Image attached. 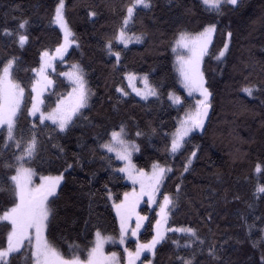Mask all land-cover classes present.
I'll return each mask as SVG.
<instances>
[{"label":"trees","instance_id":"obj_1","mask_svg":"<svg viewBox=\"0 0 264 264\" xmlns=\"http://www.w3.org/2000/svg\"><path fill=\"white\" fill-rule=\"evenodd\" d=\"M56 3L0 0V60L17 58L13 77L25 88L18 127L28 136L35 125L38 138L37 152L29 166L40 174L64 173L58 196L51 204L46 232L49 242L64 256H70L73 247H78L79 255L85 257L97 231L118 234L113 202H119L132 185L118 171L121 161L101 149L100 144L110 138L108 133L123 125L127 139L139 145V151L133 154L137 168L149 170L154 162L172 167L162 184L161 196L175 194L184 159L193 150L197 152L192 169L183 173L184 195L170 217L169 227L191 225L201 236L210 235L211 229L221 242L227 241L223 264H262L264 194H257L255 189L264 183V172L257 174L255 166L264 162V0H239L238 6L225 4L220 12L206 10L201 0H152V8L139 11L130 26L131 33H145L144 40L127 48L114 42V50L121 52L119 64L107 54L104 44L118 26L121 7L127 0H66V18L77 45L68 49L63 60L55 61L53 87L45 94L42 108L49 111L70 91L71 84L61 73L74 63L82 65L92 97L65 132L51 122L41 124L38 117L28 115L35 80L31 70L40 65L43 50L54 52L63 40L59 27L50 23ZM90 10L98 15L89 17ZM24 18L30 21L29 41L21 48L15 37H6L2 31L4 27L16 30L18 21ZM212 23L217 29L203 65L205 83L212 93L211 113L205 128L194 131L183 150L173 156L165 146L186 104L175 106L168 94L175 91L185 102L189 100L178 82L173 42L181 32L195 34ZM228 32L232 33L230 39ZM225 42L229 49L217 60ZM128 71L148 73L158 97L145 100L132 93H118V87L128 89ZM251 85L261 91L248 97L241 89ZM137 131L143 135L137 137ZM3 149L0 137V185L7 187L5 181L14 171L4 163L18 150L14 145ZM12 199L10 189L0 191V215L12 206ZM141 211L147 221L140 239L148 241L154 234L157 215L148 203L141 206ZM209 213L213 216L211 222L207 219ZM5 224L0 221V247L7 244L9 229ZM167 235L169 239L157 246L155 256L143 255L145 261L178 264L177 255L185 252L182 247L178 252L172 241L179 240L183 246L184 238L179 233ZM129 245L134 246V241ZM196 260L211 264L204 255H197ZM12 264H31L27 243L12 254Z\"/></svg>","mask_w":264,"mask_h":264},{"label":"snow or ice","instance_id":"obj_2","mask_svg":"<svg viewBox=\"0 0 264 264\" xmlns=\"http://www.w3.org/2000/svg\"><path fill=\"white\" fill-rule=\"evenodd\" d=\"M201 3L206 10L220 12L225 4L238 6L239 0H201ZM152 6V0H127V3L122 5L119 24L104 44L107 54L115 57L117 64L120 62L121 52L114 50V42L122 44L124 48H127L131 43H141L144 40L145 33L139 35L130 33V26L136 22L139 11L150 10ZM66 11V0H57L50 23L59 27L63 33V40L57 44L54 52L48 49L43 50L40 53L39 67L31 70L36 73L37 79L32 85V105L28 109L29 116L36 117L39 113L38 118L41 124H44L45 121H51L52 125L58 128L60 132H65L74 122V117L82 114V110L88 107L92 95L87 86L83 69L79 65H73V71L61 73V75L70 79L73 85L72 92L69 93L66 99H59L55 108L50 112L46 113L40 107L43 104V100L40 98L43 91L53 83L47 75V70L53 67V61L57 57L63 60L69 47L76 43L75 34L72 32L66 18ZM97 15L98 12L95 10L88 12L89 17ZM29 23L30 21L27 18L20 19L16 30L4 27L2 34L9 38L15 37V42L23 48L29 41V35L27 34ZM216 29V24L212 23L195 34L181 32L176 40L177 47L186 49L188 53L187 56L177 57L180 64L179 71L182 83L189 95L198 92L200 98L195 101L193 108L185 111L175 131L170 136L169 144L165 146L166 152L173 156L183 150L194 131L205 128V121L209 118L212 93L209 91V87L205 86L204 73L201 71L200 65L204 56L209 54V45L212 43V37ZM227 36L230 39L232 33L228 32ZM228 49L229 44L225 42L223 48L218 51L216 59L220 60L225 57ZM17 64L18 60L14 56L0 60V65H2L0 67V137H2L4 143L3 150L9 149L13 145L18 150V154L13 153V159L4 163V166L13 170L14 174L6 179L5 184L7 187L0 185V191L10 189L13 198L12 206L0 215V221L6 222L4 226L9 229L7 231L6 247H0V264H12V254L18 253L25 242L31 248V264H118L115 252L107 256L104 254V243L111 238L102 236L100 231L96 232L95 244L88 251L86 260H81L75 254L71 258H65L45 237V231L50 227V214L52 213L50 205L58 196L57 189L63 175L55 177L41 176L38 184L33 183L36 172L29 165L37 152L38 138L35 134V125H33L31 134L28 136H25L23 130L18 127L25 88L13 77ZM125 78L129 80L130 86L136 95L142 99L146 100L149 96L158 97L159 94L149 84L147 75L142 78L145 84L144 90L137 89L131 83L137 78L135 73H126ZM116 91L122 96L129 95L122 87H118ZM241 91L248 97H253L254 92H259L261 89L251 85L242 87ZM168 95L174 104H181L179 96L171 92ZM18 131L20 133L19 137L17 136ZM107 135L110 138L104 140L100 144V148L106 150L107 153H115L117 159L124 161L125 166L119 168L118 171L126 174L127 179L132 181L133 185L139 184L140 186L139 192L133 188L131 193H124L123 200L113 204L120 221V243L125 242L133 216L136 217V226L131 228V235L137 236L142 227L146 217L136 212V208L144 196L148 197L147 202L150 205L158 203L159 209L156 213L158 218L155 221L154 235H152L151 240L146 243L137 241L134 252L129 251L127 248L124 249L127 255V264H136L145 251L155 256L157 246L169 239L167 235L169 232L182 234L184 238L183 246L180 245L179 240L172 241L178 252L181 247L185 252V255H177L178 264H199L196 260L197 255L206 256L211 264H223V250L227 241L221 242V238L216 237L211 229H209L210 235L201 236L198 229L191 225L176 228L168 226L170 217L178 210L181 198L184 195L183 173L192 169L193 159L197 157V152L193 150L184 159L183 172L180 174V183L176 184L175 194L165 193L162 201H158L157 194L160 193L161 186L168 173L172 172V167L154 162L150 173L143 168H136L131 162V156L133 152L139 151V145L126 139L123 125L119 130H112ZM142 135L141 131L136 132L137 137ZM68 167L71 168L72 165L69 164ZM255 172L257 174L264 172V162L256 164ZM255 192L264 194V183L258 184ZM108 196L111 198V192L108 193ZM50 198L52 199L50 200ZM233 199L238 200L239 197L233 196ZM207 219L209 222L212 221L213 216L211 213H209ZM148 264H152V262L148 261ZM262 264H264V257H262Z\"/></svg>","mask_w":264,"mask_h":264},{"label":"rangeland","instance_id":"obj_3","mask_svg":"<svg viewBox=\"0 0 264 264\" xmlns=\"http://www.w3.org/2000/svg\"><path fill=\"white\" fill-rule=\"evenodd\" d=\"M131 33V32H130ZM63 34V33H62ZM137 35H139V34H137ZM214 35V34H213ZM177 38H178V36L176 37V39L174 40V42H173V46H172V50H173V53H174V66H175V70H176V73H177V76H178V82H179V85H180V87L184 90V92L186 93V96L188 97V101L187 102H185V99H184V97L180 94V93H177V92H175V91H171V93H174L175 95H177V96H179L180 98H181V104H179V105H183V104H186V106H185V109H184V111L177 117V124H178V122H179V120H180V118H182L183 117V115H184V113H185V111H187V110H189V109H191V108H193V106L195 105V101L197 100V99H199L200 98V96H199V93L198 92H196V93H193L192 95H189V93H188V91H187V89H185V87H184V85H183V83H182V78H181V76H180V71H179V67H180V64H179V61H178V59H177V57L178 56H187L188 55V53H187V50L186 49H183V48H180V47H177V45H176V40H177ZM212 39H213V37H212ZM118 43V42H117ZM132 44V43H131ZM77 45V41H76V43H74V44H72L69 48H71V47H73V46H76ZM211 45V44H210ZM210 45H209V48H210ZM65 55H66V53H65ZM64 55V56H65ZM58 59H60L59 57H57L56 58V60H58ZM222 59V58H221ZM56 60H54L53 61V67L52 68H49L48 70H47V75H48V77H49V79H51V73L54 71V67H55V61ZM204 60H205V56H204V58H203V60H202V62H201V65H200V69H201V71L203 72V65H204ZM73 65H79L80 66V68L81 69H83V67H82V65L80 64V63H74V64H72L71 66H69L68 67V69H66L65 70V72L64 73H67V72H71V71H73ZM39 67V66H38ZM83 72H84V69H83ZM129 72H131V73H135L136 74V79L134 80V81H132L131 83L132 84H134V86L137 88V89H141V90H144L145 89V84H144V82H143V76H145V75H147L148 76V80H149V84L151 85V86H153L152 84H151V81H150V77H149V74L148 73H137V72H132V71H128V72H126V73H129ZM204 73V72H203ZM65 78H66V80L71 84V89H70V91L68 92V93H66L65 95H63L62 97H60V99H62V98H67L68 97V95H69V93L70 92H72V88H73V85H72V83H71V81H70V79L68 78V77H66V76H64ZM86 78V77H85ZM15 79V78H14ZM37 79V75H36V73H35V80ZM126 79V78H125ZM34 80V81H35ZM52 80V79H51ZM18 82V81H17ZM126 82H127V86H128V89L127 90H125V91H127L128 93H132V94H134V95H136V93L132 90V87L130 86V82H129V80L128 79H126ZM87 86H88V84H87ZM205 86H206V83H205ZM52 87H53V83L51 84V85H49L48 86V88L46 89V90H44L43 91V93H42V95H41V99L43 100V103H44V96H45V94H47L51 89H52ZM154 87V86H153ZM155 88V87H154ZM156 89V88H155ZM137 96V95H136ZM91 97H92V95H91ZM91 97H90V99H89V102H90V100H91ZM138 97H140V96H138ZM150 97H153V96H149L148 98H150ZM141 98V97H140ZM171 101V100H170ZM172 102V101H171ZM57 103V102H56ZM173 103V102H172ZM23 104V103H22ZM174 104V103H173ZM175 106H179V105H177V104H174ZM55 106H56V104L54 105V107L53 108H55ZM41 107V110L43 111V104L40 106ZM53 108H51L49 111H44V112H50ZM36 117H39V113H37V116ZM48 122H51V121H48ZM52 123V122H51ZM124 127V126H123ZM125 128V127H124ZM119 130V129H118ZM174 131H175V129H174ZM174 131H172V133L174 132ZM196 131H198V130H196ZM126 132V131H125ZM171 133V134H172ZM126 139H127V137H126ZM129 140V139H128ZM131 141V140H130ZM132 142H134V141H132ZM134 143H136V142H134ZM137 144V143H136ZM138 145V144H137ZM111 154H113V155H115V153H111ZM133 154H134V152L132 153V156H131V162H132V164H134V162H133ZM116 156V155H115ZM119 160V159H118ZM119 161H121V163H122V166L121 167H124L125 166V162L124 161H122V160H119ZM161 164V163H160ZM135 165V164H134ZM161 165H164V164H161ZM137 168V167H136ZM35 171V170H34ZM146 172H151L152 171V167L149 169V170H145ZM36 172V171H35ZM63 175V177H64V173L63 172H61V173H58V174H40V173H38V172H36V175L33 177V183L34 184H38L39 182H40V177L41 176H53V177H55V176H58V175ZM124 176H125V178H126V180L132 185V188L130 189V190H128L127 192H129V193H131L132 191H133V188H135V190L137 191V192H139V190H140V186H139V184H136V185H133V183H132V181H130L129 179H127V177H126V174H124V173H122ZM63 180V179H62ZM62 180H61V182H62ZM61 182H60V184H61ZM59 187V186H58ZM162 187V186H161ZM58 190V189H57ZM52 198H50V200H51ZM124 199V196H123V198L121 199V200H123ZM162 199H163V196H161L160 195V193H158L157 194V200L158 201H162ZM120 200V201H121ZM119 201V202H120ZM148 197L147 196H144L141 200H140V203H139V205L137 206V208H136V212H138L141 216H144V217H146V219L143 221V223H142V227L140 228V230H139V232H138V234H137V236H132L131 235V228H135V226H136V217L135 216H133L132 217V220L130 221V229H129V232L127 233V235H126V237H125V242L123 243V244H121L120 243V221H119V218H118V222H119V232H118V234L117 235H114V234H105V233H102L101 231V234H102V236H104V237H110L111 239H108L105 243H104V246H103V252H104V254L107 256V255H110L111 253H113V252H115L116 254H117V262H118V264H127V255H126V253L124 252V249L125 248H127V249H129V251H132V252H134L135 251V249H136V243H137V241H139L140 243H146V242H148V241H150V240H148V241H142L141 239H140V233H141V231L143 230V228H144V225H145V223H146V221H147V215L146 214H144L142 211H141V206L143 205V204H147L148 202ZM119 202H113V204L114 203H119ZM149 204V203H148ZM149 206L151 207V208H154L155 209V211H156V213H157V211L159 210L158 209V203H154V204H149ZM50 207H51V205H50ZM114 210H115V213H116V209L114 208ZM51 215V214H50ZM117 215V214H116ZM158 218V217H157ZM169 226V225H168ZM46 232H47V229H46V231H45V237H46ZM154 235V234H153ZM47 238V237H46ZM262 239L264 240V226L262 227ZM95 240H96V234H95V237H94V240H93V242H92V244H91V246L89 247V249L87 250V252H86V256L85 257H81L80 255H79V250H78V247H73V249H72V251H71V255L70 256H65V258H71V256L72 255H78L80 258H81V260H86L87 259V254H88V251L94 246V244H95ZM49 241V240H48ZM131 241H134V246H131V245H129V242H131ZM35 241L33 240V243H34ZM27 242H25V244H26ZM51 243V242H50ZM53 245V244H52ZM54 246V245H53ZM55 247V246H54ZM57 248V247H56ZM57 250L62 254V252L57 248ZM144 254H149V255H152V253H150V252H147V251H145V252H143L142 254H141V257H140V260H138L137 262H136V264H148V261H145L144 259H143V255ZM63 255V254H62Z\"/></svg>","mask_w":264,"mask_h":264},{"label":"water","instance_id":"obj_4","mask_svg":"<svg viewBox=\"0 0 264 264\" xmlns=\"http://www.w3.org/2000/svg\"><path fill=\"white\" fill-rule=\"evenodd\" d=\"M211 108H212V107H211ZM211 108L209 109V116H210V113H211ZM208 119H209V118H208ZM208 119H206V121H205V125L207 124Z\"/></svg>","mask_w":264,"mask_h":264}]
</instances>
